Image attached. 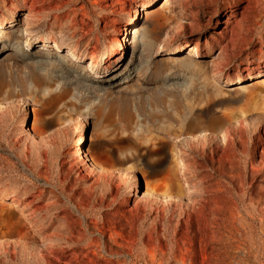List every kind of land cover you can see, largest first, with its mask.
<instances>
[{
	"label": "rangeland",
	"instance_id": "1",
	"mask_svg": "<svg viewBox=\"0 0 264 264\" xmlns=\"http://www.w3.org/2000/svg\"><path fill=\"white\" fill-rule=\"evenodd\" d=\"M90 1L0 0V264H264V0Z\"/></svg>",
	"mask_w": 264,
	"mask_h": 264
},
{
	"label": "bare ground",
	"instance_id": "2",
	"mask_svg": "<svg viewBox=\"0 0 264 264\" xmlns=\"http://www.w3.org/2000/svg\"><path fill=\"white\" fill-rule=\"evenodd\" d=\"M83 1L91 2L90 0H83ZM146 23H149V19L148 18H146ZM18 49H20V48H18ZM19 53H21V52H17V54H19ZM31 78H32L31 79V83L33 84V86L34 87H39L40 86L39 79L34 77L33 74H31ZM107 88H108V86H107ZM2 90H3L2 84L0 83V96L2 95ZM248 94H249V97H254L255 98L254 99V104L258 105V102H260V100L262 99V93H259V92L253 93V89H252V91L249 92ZM4 99L7 100L8 98H4ZM4 99H0V101H3ZM257 107H258L257 112H259V113L264 115V105H260V106H257ZM36 116H38V112H35V117ZM34 124H35V127L38 126V124H40L39 119L35 118ZM203 130H205V129H203ZM24 132H25V130H24ZM77 155L80 157L81 161L84 162L83 163L84 165H87V163H88V165L86 167L90 168V172H92V173L96 172L101 177H107V176L113 175L115 173V171H118V167L114 166L116 164V160L109 153L108 154H103V153L100 152V154H99L100 158H98L97 156H90L89 157V156L85 155L84 152L81 150V147H79L78 150H77ZM175 189H176L175 191H173L172 189H170L168 187L155 189V188L150 186V183L147 182V184H146V190H147L148 194L158 196V197L162 198L165 201H169L171 199H177L178 196H181L184 193V189L178 183L175 184ZM12 201L15 202V200H12ZM5 210H7L9 215H13V212H12V210H10V208L9 209H5L3 207L1 208V211H5ZM140 217L142 218L143 215L139 214V218ZM63 218L66 219L65 217H63ZM66 225H67V227L72 228L71 227L72 224L70 223V221L69 222L67 221ZM26 226L27 225H24V227H21L20 225H18V227L21 228L22 230ZM21 229H19V230L22 231ZM21 235H22V233H21ZM59 250H61V252H64L65 247L64 248L62 247Z\"/></svg>",
	"mask_w": 264,
	"mask_h": 264
},
{
	"label": "water",
	"instance_id": "3",
	"mask_svg": "<svg viewBox=\"0 0 264 264\" xmlns=\"http://www.w3.org/2000/svg\"><path fill=\"white\" fill-rule=\"evenodd\" d=\"M7 239H8V236H7L6 234H1V236H0V240H1L2 242H5Z\"/></svg>",
	"mask_w": 264,
	"mask_h": 264
}]
</instances>
